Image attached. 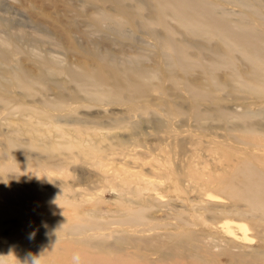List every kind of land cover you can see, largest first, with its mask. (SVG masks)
<instances>
[{
  "label": "rangeland",
  "instance_id": "374dc122",
  "mask_svg": "<svg viewBox=\"0 0 264 264\" xmlns=\"http://www.w3.org/2000/svg\"><path fill=\"white\" fill-rule=\"evenodd\" d=\"M0 79V256L264 264V0H0Z\"/></svg>",
  "mask_w": 264,
  "mask_h": 264
},
{
  "label": "bare ground",
  "instance_id": "6f19581e",
  "mask_svg": "<svg viewBox=\"0 0 264 264\" xmlns=\"http://www.w3.org/2000/svg\"><path fill=\"white\" fill-rule=\"evenodd\" d=\"M187 5V4H186ZM185 5V6H186ZM194 5V4H193ZM196 3H195V8H196ZM201 5V4H200ZM184 7V5H183ZM190 7V5H189ZM192 7V6H191ZM190 7V8H191ZM194 7V6H193ZM200 8V7H199ZM198 8V9H199ZM194 9V8H193ZM190 10V9H189ZM192 10V9H191ZM200 11V9H199ZM197 12V11H196ZM202 12V11H201ZM207 12V11H206ZM209 12V11H208ZM191 13V12H190ZM189 14V13H188ZM202 14V13H201ZM200 14V15H201ZM203 16V15H202ZM191 17V16H190ZM208 17V15H207ZM197 18H199L197 16ZM189 19V18H188ZM219 19V18H218ZM186 20V18H185ZM192 21L191 22H194L193 19H191ZM196 21V20H195ZM186 22V21H185ZM199 22V21H197ZM213 23V22H212ZM200 24V23H199ZM224 24V23H223ZM232 24V23H231ZM227 25V24H226ZM229 26V25H228ZM208 27V26H207ZM215 27V26H213ZM230 28V27H229ZM234 28V27H233ZM209 29V28H208ZM226 30H228L227 28H225ZM220 30V29H219ZM218 30V31H219ZM235 30V29H234ZM233 30V31H234ZM213 31V30H212ZM222 32V31H221ZM224 32V31H223ZM226 32V31H225ZM230 35H233L234 33L232 31H230ZM217 34V32H216ZM237 34V33H235ZM222 36V35H221ZM224 36V35H223ZM229 36V35H228ZM227 37V36H226ZM225 37V38H226ZM220 38V36H219ZM229 38V37H228ZM240 39L241 37H237V39ZM245 39V38H244ZM221 40V39H220ZM242 41V39H240ZM224 41V40H223ZM229 41V40H228ZM226 42V41H225ZM234 43V42H233ZM238 43V42H237ZM244 43V42H243ZM240 45V44H238ZM249 45V44H248ZM246 45V46H248ZM233 47V46H232ZM235 47V46H234ZM243 47V46H242ZM247 48V47H246ZM258 48V47H257ZM260 49V48H259ZM258 49V50H259ZM253 50V48H252ZM251 50V51H252ZM256 50V49H255ZM22 73V72H21ZM20 73V74H21ZM25 73H23L22 75H19V74H15L14 72V75H13V80H14V83H18V85H22L24 87H27L29 88V83L30 81L29 80H32L30 77H29V80L28 78H26V76H24ZM3 77V76H2ZM263 79V78H262ZM1 80V79H0ZM261 82V81H260ZM241 83H243V81H241ZM240 83V85H241ZM252 83V82H251ZM262 83V82H261ZM260 83V84H261ZM243 84H245L247 87H248V92H250L251 94H254L256 97L260 98L261 100L263 99L264 100V89H262L261 87H256L255 85H258L254 83L251 85L250 83L248 84V82H244ZM264 84V83H263ZM116 85V84H115ZM239 85V86H240ZM245 85H242V86H245ZM117 86V85H116ZM241 86V87H242ZM259 86V85H258ZM262 86V85H261ZM116 88V87H115ZM240 88V87H239ZM102 92V93H101ZM116 92V91H115ZM6 93V92H5ZM98 93V92H97ZM100 94H105L103 91H100L99 92ZM98 93V94H99ZM2 94V91H0V97H2L3 95ZM203 96V95H202ZM253 96V95H252ZM198 97V96H197ZM204 98V97H203ZM197 101V100H196ZM263 102V101H262ZM254 135V134H252ZM250 136V135H249ZM248 137V136H247ZM255 138V137H254ZM254 138L252 137L251 139L254 140ZM246 139V138H245ZM249 139V138H248ZM257 139V138H255ZM74 140V139H73ZM250 140V141H252ZM249 141V140H248ZM76 142L78 143L77 139L76 141L74 142V144H76ZM68 146V145H67ZM252 170V169H251ZM249 171L248 170V173L250 172L251 174V177L250 178H253L255 176H257L255 174V176H253V172L252 171ZM257 170V169H256ZM256 172V171H255ZM257 173V172H256ZM249 174V175H250ZM260 175V173H258ZM253 176V177H252ZM258 177V176H257ZM261 178V176H259ZM259 177L258 178H253L254 180L255 179H258L259 180ZM263 178V177H262ZM253 179H251V181H253ZM250 180V179H249ZM247 181V182H251V181ZM261 180H259V182H261ZM264 181V179H263ZM262 181V184H264V182ZM255 182V181H254ZM253 182V183H254ZM248 183V185H249ZM253 183H251L252 185H250L251 189L250 191L247 190V191H244V192H247V193H250L251 192V198L252 199H255V200H252L250 198L249 195L247 194H244V196L247 198V196L250 200V204L253 206H255L257 204V207H262L264 208V197H257L258 193H261L260 191H255L253 192L254 190H260L258 189L259 186L255 183V185H257V189L255 187V189L252 191V186L254 187L255 185H253ZM248 185L246 184L247 188H248ZM232 188V187H231ZM261 188H263V186H261ZM264 189V188H263ZM262 189V190H263ZM231 191H233L231 189ZM235 191V190H234ZM239 191V190H237ZM240 192V191H239ZM233 193V192H232ZM257 195L255 198H254V194ZM257 193V194H256ZM235 196L237 195V192H234ZM239 194V193H238ZM242 193L240 192V195ZM242 194V195H243ZM253 194V196H252ZM262 194V193H261ZM259 194L260 196H263V194L261 195ZM239 195V196H240ZM238 196V197H239ZM244 198V197H243ZM258 199V200H257ZM252 200V202H251ZM260 200V202H259ZM260 205V206H258ZM256 207V206H255ZM92 228V223L90 221H87V219H81V221H78V222H75L73 224H70V225H65V226H62L60 228H58L56 230L55 233H46V237L44 239H40V241H38L35 245L32 246V243L34 242L32 240V238H24V240H19V239H15L13 240V243L16 242V244H18L23 250H24V253H17L11 257H7V256H0V264H31V259L34 257L37 261H38V264H74V261H73V255L76 254V253H79V255L81 256V264H143L141 263L140 261L138 260H135L134 258H132L131 256H129V254H126L125 256H129L130 258H127L125 259L123 257V255H118V254H115L114 256H104L105 254H103V252H100V251H95L93 249H91V245L89 243H87V241H80V240H77V238L75 236H69V237H66V238H59L58 236L60 235H76L78 236H89L90 233L88 232V230ZM0 253H2V251L0 250ZM113 252H107L106 254H112ZM168 256H171V255H168ZM172 257V256H171ZM170 257V258H171ZM132 258V259H131ZM188 260V259H187ZM174 261V259H173ZM190 263L186 262V260H180L179 262H172V264H191L193 260H189ZM192 261V262H191ZM196 262V261H195ZM166 263V262H164ZM168 263V261H167ZM171 263V262H169ZM194 263V262H193ZM192 263V264H193ZM202 264V263H201Z\"/></svg>",
  "mask_w": 264,
  "mask_h": 264
},
{
  "label": "clouds",
  "instance_id": "9594fccd",
  "mask_svg": "<svg viewBox=\"0 0 264 264\" xmlns=\"http://www.w3.org/2000/svg\"><path fill=\"white\" fill-rule=\"evenodd\" d=\"M72 259L74 261V264H81V256L79 255V253L74 254ZM31 264H38V261L33 257L31 259Z\"/></svg>",
  "mask_w": 264,
  "mask_h": 264
}]
</instances>
